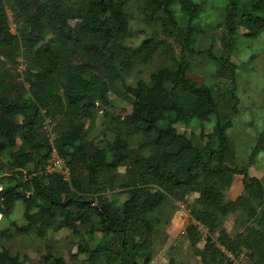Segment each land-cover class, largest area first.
<instances>
[{
    "label": "trees",
    "instance_id": "obj_1",
    "mask_svg": "<svg viewBox=\"0 0 264 264\" xmlns=\"http://www.w3.org/2000/svg\"><path fill=\"white\" fill-rule=\"evenodd\" d=\"M132 1L0 0L2 217L21 202L24 221L10 222L15 232L45 237L50 228L70 230L77 255L84 256L80 264H149L159 222L151 214L168 198L192 194L184 223L202 264H237L245 252L251 253L250 264H264V185L247 166L233 164L229 134L240 111L230 58L240 37L264 30V0H223L220 53L214 43L200 51L193 45L209 0H134L155 32L136 46L126 44ZM240 25L245 34H239ZM162 46L172 64L156 68L148 81L127 83ZM192 55H206L229 71L232 85L195 76ZM110 93L131 109L114 107ZM100 111L105 131L113 133L105 144L91 138ZM208 120L213 128L206 133ZM177 123L190 126L189 133ZM263 150L261 131L251 156ZM53 154L63 160L68 177L47 168ZM236 180L240 191L230 192ZM119 194L127 198L121 202ZM238 210L248 223L231 233L224 222ZM195 221L207 229L201 248ZM8 230L0 236L10 237ZM0 264L26 261L2 247ZM34 264L66 262L49 250ZM168 264L176 262L171 258Z\"/></svg>",
    "mask_w": 264,
    "mask_h": 264
},
{
    "label": "rangeland",
    "instance_id": "obj_2",
    "mask_svg": "<svg viewBox=\"0 0 264 264\" xmlns=\"http://www.w3.org/2000/svg\"><path fill=\"white\" fill-rule=\"evenodd\" d=\"M139 4V3H138ZM138 4L133 0L130 3L129 12L132 15L131 28L132 32L124 41L128 45L136 46L144 38L151 36L155 29L152 25H148L142 19L139 12ZM223 0H209L203 5L204 14L199 22L202 27L201 32H196L193 45L196 50H204L214 43V50L220 53L222 44L223 29L220 21V11L223 8ZM178 12V6L176 5ZM10 28L15 31L14 24L9 17ZM239 34H245L247 30L240 25ZM193 74L200 79H204L208 83H221L227 87L232 85V79L229 71L223 70L217 64L212 62L206 55H192ZM230 60L236 66V75L234 83L237 87V93L240 97V111L234 116V124L229 134L233 139L234 145V161L233 164L245 165L248 167L251 175L260 178L264 185V150L252 155V146L261 131H264V30L254 37H240L236 51L231 55ZM169 50L162 46L158 52L152 57L148 64L138 65L127 77L126 82L135 84L139 79L149 80L150 73L156 68L171 65ZM110 102L114 107H123L127 110L131 106L125 99L109 94ZM17 120L20 122L21 117ZM180 131L189 133L190 126L186 127L183 123H177ZM205 132L212 131L213 120L205 122ZM199 131V129H198ZM111 131H105L104 117L102 111L99 112L95 128L91 134V138L97 143H104L108 138L112 137ZM198 143V141L196 140ZM48 166L51 169L64 170V162L62 159L52 158ZM31 168H33L31 166ZM122 170L124 168H121ZM241 181L236 180L232 185L231 191L237 193L240 191ZM229 193L226 192V196ZM119 200L123 202L126 194H119ZM226 199H228L226 197ZM194 202L192 194L184 199L174 200L168 198L166 203L151 217H158L159 222L153 238V259L149 264H168L172 258L176 264H202L201 258L194 252V247L186 233L184 220L189 215L191 206ZM179 203H181L184 211L182 215L178 213ZM23 204L18 202L13 213L7 217H2L0 213V231L10 229V237L0 236V249L8 248L12 254H19L24 257L26 264L39 263L43 255L49 250L60 254L66 264H80L84 259L82 254H78V240L68 229L50 228L45 237H40L36 233L22 234L15 232L10 222L22 223ZM247 222V216L242 210L229 213L226 217L225 226L233 233L242 230ZM248 223V222H247ZM83 237L88 240L90 235L88 228L81 229ZM201 234L202 232L198 230ZM98 237L100 233H95ZM203 235V234H202ZM204 237L200 239L196 246L201 248L204 244ZM75 255H77L75 257ZM250 252L243 253L237 264H250Z\"/></svg>",
    "mask_w": 264,
    "mask_h": 264
},
{
    "label": "built area",
    "instance_id": "obj_3",
    "mask_svg": "<svg viewBox=\"0 0 264 264\" xmlns=\"http://www.w3.org/2000/svg\"><path fill=\"white\" fill-rule=\"evenodd\" d=\"M54 157H56V159L59 158L57 155L53 154V156L49 159V161H50L52 158H54ZM59 159H60V158H59ZM49 161H48V164H49ZM48 164H47V168H48L49 170H51V168L48 166ZM57 171L62 172L63 175H64V177H68V176H69V170H68V168H67L65 165H64V170H63V171H62V170H57ZM179 206H180V207H179L178 213H179L180 215H182L184 209H183L181 203H179ZM195 224L197 225L198 230H200V231L202 232L203 235H206V233H207V229H206V227H205L203 224H201L200 222H197V221H195ZM220 248H221L222 251H223L224 253H226L230 258H233L232 254H231L230 252H228L223 246H220Z\"/></svg>",
    "mask_w": 264,
    "mask_h": 264
},
{
    "label": "water",
    "instance_id": "obj_4",
    "mask_svg": "<svg viewBox=\"0 0 264 264\" xmlns=\"http://www.w3.org/2000/svg\"><path fill=\"white\" fill-rule=\"evenodd\" d=\"M92 202V201H91Z\"/></svg>",
    "mask_w": 264,
    "mask_h": 264
}]
</instances>
